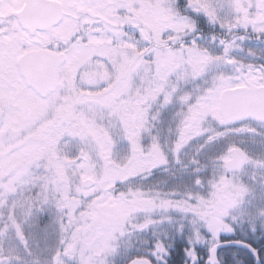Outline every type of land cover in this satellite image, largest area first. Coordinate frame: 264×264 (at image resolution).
<instances>
[{"label": "snow or ice", "instance_id": "1", "mask_svg": "<svg viewBox=\"0 0 264 264\" xmlns=\"http://www.w3.org/2000/svg\"><path fill=\"white\" fill-rule=\"evenodd\" d=\"M0 264H264V0H0Z\"/></svg>", "mask_w": 264, "mask_h": 264}]
</instances>
